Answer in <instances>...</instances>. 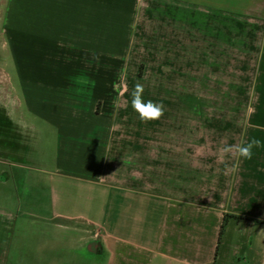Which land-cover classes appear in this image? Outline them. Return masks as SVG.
I'll return each instance as SVG.
<instances>
[{
	"label": "crops",
	"instance_id": "1",
	"mask_svg": "<svg viewBox=\"0 0 264 264\" xmlns=\"http://www.w3.org/2000/svg\"><path fill=\"white\" fill-rule=\"evenodd\" d=\"M30 10L40 25L27 27V59L40 66L27 75L39 84L38 116L58 129L56 174L49 210L0 196V264L62 262L65 232L88 264H264V14L253 16L264 0H41L27 5V18ZM243 25L249 60L256 51L258 60L249 67L253 110L241 125L229 130L235 121L221 120V130L198 137L126 131L113 159L108 100L149 73L151 90L207 84L225 41L239 48ZM66 106L77 113H64ZM253 138L261 143L252 158L239 157L234 146ZM85 221L93 239L87 252L79 238ZM33 229L53 245L39 235L40 250L27 248Z\"/></svg>",
	"mask_w": 264,
	"mask_h": 264
},
{
	"label": "rangeland",
	"instance_id": "2",
	"mask_svg": "<svg viewBox=\"0 0 264 264\" xmlns=\"http://www.w3.org/2000/svg\"><path fill=\"white\" fill-rule=\"evenodd\" d=\"M40 2L41 0H0V196H14L20 200L29 198V205H32L34 211L50 209V181L56 174L58 140L57 126L38 116L41 109L39 84L36 80L31 81L27 75V67L40 66V59H27V27L33 26L34 29L35 25H40V18H35L33 14H37V11L30 10L28 14L33 16L27 18V5L38 6ZM259 14L263 15L264 11L256 10L253 16ZM241 18L247 20L248 16ZM248 30V26L240 27L239 48L233 49L225 41L217 68H207L205 85L192 83L191 90H151L149 87L155 86L152 84L155 78L150 73L146 75L140 82L144 86L143 100L163 104L165 110L159 122H143L139 119L131 105L134 84H129L128 90L116 92V96L108 100L110 103L105 112L114 118L111 157L118 162L119 137L126 131L186 130L193 137H198L201 132L221 130V126L225 125L221 120L235 121L227 124L229 127L234 125L229 130L237 129L241 125L239 118H246L251 113L256 98L253 88L255 75L249 72L258 60V52H253L252 61L249 60ZM262 31L260 28L256 32L259 38ZM196 77L197 75L191 76L192 82H195ZM236 83L240 85L238 90L233 88L237 86ZM201 86L207 88L197 89ZM104 105L101 102L97 110L105 109ZM54 110L52 108L51 113ZM64 113H77V108L66 106ZM193 141L199 139L193 138ZM65 172L69 176L67 178L72 177V172L66 169ZM77 208L84 210L83 205H78ZM86 222L80 226L84 230L79 238L81 247L87 252L92 251L89 246L93 239L91 234H87ZM96 228L97 232L102 233V227L97 225ZM39 235L48 247L53 245L51 237L45 231L33 229L27 232V248L31 247L35 252L40 250V242L37 240ZM61 242L62 262L53 264H88L86 255L76 249L73 234L65 232Z\"/></svg>",
	"mask_w": 264,
	"mask_h": 264
},
{
	"label": "clouds",
	"instance_id": "3",
	"mask_svg": "<svg viewBox=\"0 0 264 264\" xmlns=\"http://www.w3.org/2000/svg\"><path fill=\"white\" fill-rule=\"evenodd\" d=\"M144 86L139 82L136 83L134 89L132 90V108L138 113L139 119L143 122L150 120H158L164 114V106L162 103H156L152 100L145 102L143 100ZM260 141L256 138H253L251 141L247 142L244 145L234 146L235 151L238 153V156L243 159H251L253 156V148L260 146ZM232 148H225L223 151H232Z\"/></svg>",
	"mask_w": 264,
	"mask_h": 264
},
{
	"label": "trees",
	"instance_id": "4",
	"mask_svg": "<svg viewBox=\"0 0 264 264\" xmlns=\"http://www.w3.org/2000/svg\"><path fill=\"white\" fill-rule=\"evenodd\" d=\"M223 226H224V224H223Z\"/></svg>",
	"mask_w": 264,
	"mask_h": 264
}]
</instances>
